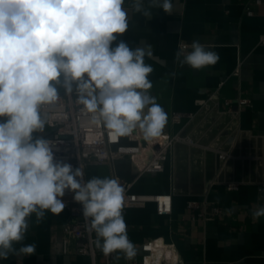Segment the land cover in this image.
<instances>
[{
	"label": "clouds",
	"instance_id": "clouds-1",
	"mask_svg": "<svg viewBox=\"0 0 264 264\" xmlns=\"http://www.w3.org/2000/svg\"><path fill=\"white\" fill-rule=\"evenodd\" d=\"M125 0H0V260L30 257L37 245L25 244L30 219L59 215L71 191L82 204L96 247L105 256L123 253L133 260L136 247L122 215L125 189L118 177H92L62 161L54 162L52 142L34 140L48 118L42 113L60 97L76 92V103L89 114V124L106 129L113 141L139 129L143 139L161 136L168 117L150 95L153 66L150 45L132 49L121 40L129 27ZM172 15V0H132V10L151 19L152 9ZM190 47V51L188 48ZM181 66L215 65L219 53L199 40L176 52ZM63 76L61 81L60 77ZM145 108L147 111L145 112ZM264 193V188L260 189ZM264 217V206L252 209ZM16 245H19L17 247ZM121 257L116 255L115 259Z\"/></svg>",
	"mask_w": 264,
	"mask_h": 264
},
{
	"label": "crops",
	"instance_id": "crops-1",
	"mask_svg": "<svg viewBox=\"0 0 264 264\" xmlns=\"http://www.w3.org/2000/svg\"><path fill=\"white\" fill-rule=\"evenodd\" d=\"M251 1L172 0V15L154 8L148 19L132 10V0H125L129 27L113 47L121 40L132 49L151 46L152 56H145V63L154 69L148 77L152 82L149 93L167 114L163 131L171 133L182 128V124H172L173 111L196 112L198 102L217 90L223 98L232 100L234 108L241 96L252 101L242 108L233 132L225 128L230 115L219 117L217 112L224 110L223 102L205 119L198 117L185 127L204 145L222 146L235 155L217 182L211 183L219 173L216 154L187 144L177 145L174 159L167 161L163 172L138 176L129 158L117 160L114 165L93 164L87 168L88 180L111 178L117 173L133 182L137 193L171 192L174 174L171 214H158L153 202L122 213L128 237L136 247L135 258L140 257V246L145 241L162 238L176 244L184 264H264V217L254 221L251 215L253 208L264 206V193L258 190V182L264 179V45L259 43L264 16L258 6L256 16L245 14ZM193 40L218 52L219 61L200 70L181 66L175 58L180 42L191 44ZM56 87L58 93L64 92L62 83ZM3 119L6 118H0ZM50 133L46 123L43 131L33 133V138L45 139ZM227 180L240 182L239 188L229 190ZM189 200L200 202V209H189ZM214 205L223 211L214 220L197 216L198 212L210 215ZM70 219L68 208L59 215L46 213L39 224L33 214L23 243L34 242L36 254L9 257L0 264H90L89 257L64 249V225ZM69 247L74 250V240ZM118 254L121 258L116 264H127L123 253Z\"/></svg>",
	"mask_w": 264,
	"mask_h": 264
},
{
	"label": "built area",
	"instance_id": "built-area-1",
	"mask_svg": "<svg viewBox=\"0 0 264 264\" xmlns=\"http://www.w3.org/2000/svg\"><path fill=\"white\" fill-rule=\"evenodd\" d=\"M255 6L261 7V14L264 16V0H252L245 7L247 16H256L259 14ZM260 44L264 45V33L260 36ZM180 48L190 46L187 42H180ZM238 73V71H236ZM59 99L51 105H44L41 108L43 114L48 118L47 125L51 133L45 138L52 142L54 162L62 161L70 164L73 170L80 169L83 172L82 183L87 179V168L93 164H112L117 160L129 158L131 163L138 169V176L146 173L163 172L166 163L170 158L174 159L176 147L178 144H187L212 151L216 154L219 164V173L211 183L219 181V174L226 166L227 162L235 158L230 149H224L222 146L204 145L195 139L190 133L185 131V127L194 122L198 117L205 119L207 114L213 112L219 105L224 103V110H217L219 117L223 114H229L230 120L226 122L225 128L234 131V125L238 121L239 114L244 106H250V98L241 96L238 99V107L234 108L232 100L223 98L220 91L217 90L206 99L198 102L199 109L196 112L173 111L171 115L172 124H182V128L175 132L163 131L161 136L151 141L143 139L139 129L130 137H120L113 141L106 129L95 127L89 124V114L82 112V105L76 103L75 85L71 94L58 93ZM147 108H145V112ZM121 185L124 187V202L122 213L130 208L144 207L148 203L156 204L158 214H171L173 209V193L175 191L174 174L172 173V191L163 193H137L133 191V182L126 181L119 174ZM229 190H237L240 182L236 180L225 181ZM264 188V179L258 182V190ZM261 192V191H260ZM74 194L66 190L62 198L71 212V219L64 225V249L66 252L87 256L90 264H116L115 259L118 253L105 256L100 249L96 247V234L88 230L85 218L83 217L82 204L75 202ZM200 202L189 200L187 207L197 211L200 209ZM223 211L214 205L210 215L198 212L204 220H214ZM195 216V218H197ZM71 240L75 241L74 250L69 245ZM141 254L139 258L127 260V264H184L177 251L174 242H166L162 238H152L145 241L140 246ZM17 264H23L18 261Z\"/></svg>",
	"mask_w": 264,
	"mask_h": 264
}]
</instances>
